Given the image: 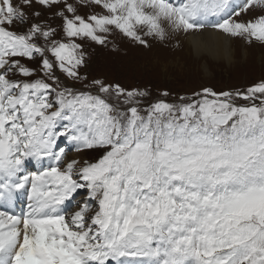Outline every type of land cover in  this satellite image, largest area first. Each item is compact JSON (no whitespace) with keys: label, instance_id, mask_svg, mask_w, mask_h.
Listing matches in <instances>:
<instances>
[{"label":"snow or ice","instance_id":"6c2138e0","mask_svg":"<svg viewBox=\"0 0 264 264\" xmlns=\"http://www.w3.org/2000/svg\"><path fill=\"white\" fill-rule=\"evenodd\" d=\"M209 28L264 44V0H0V264H264V80L171 103L57 74L86 81L87 42L116 30L149 47ZM61 138L102 155L65 162Z\"/></svg>","mask_w":264,"mask_h":264},{"label":"rangeland","instance_id":"374dc122","mask_svg":"<svg viewBox=\"0 0 264 264\" xmlns=\"http://www.w3.org/2000/svg\"><path fill=\"white\" fill-rule=\"evenodd\" d=\"M40 11L43 13L41 19L47 20L59 31L61 21L45 9ZM99 11L101 9L96 6L79 8V14L85 16ZM258 14L242 13L240 19L247 20ZM26 27L27 25H20L16 30L22 32ZM182 36L184 33L176 39L173 37L164 42L148 37L150 46L145 47L116 30L108 35L104 45L87 42V60L80 70L81 76H87L86 81H72L63 73L57 74L68 86L79 90L91 89V82L100 79L105 83L119 84L126 89H146L151 94L152 101L163 98L168 93L167 99L171 103H180L182 98L191 97L203 88L215 91L244 89L264 80V44L261 42L247 43L242 38H233V49L237 50L236 62L227 63L224 57L216 58L208 51L197 54L193 47L186 53ZM58 38L66 39L62 34ZM25 62L32 67H39L38 60ZM58 143L66 148L65 162L72 159L95 162L102 155V152L93 150L77 152L65 138H61ZM75 153L78 154L77 157L74 156ZM50 164L46 159L40 162L32 160L27 163V170L41 171ZM86 197L84 190L74 194L63 206L65 214L71 215L79 210ZM20 203L23 206L26 204L27 210L28 199ZM23 206H20L18 213L24 210Z\"/></svg>","mask_w":264,"mask_h":264},{"label":"bare ground","instance_id":"6f19581e","mask_svg":"<svg viewBox=\"0 0 264 264\" xmlns=\"http://www.w3.org/2000/svg\"><path fill=\"white\" fill-rule=\"evenodd\" d=\"M181 33L178 34V36ZM177 37H175L176 39ZM183 41V47L186 49V53L190 52L192 47L195 49L197 54L203 53L205 51H208L211 53V55L215 56L216 58L224 57L223 49L225 47L231 49L232 53V59L229 61L228 59H225L227 63H231L234 61L236 62L235 54L237 53V50L233 49V42L232 39H227L224 36H222L217 30L214 29H205L202 32L199 33H192L182 36ZM247 54V52H246ZM220 58V59H221ZM74 156H78V154H74ZM80 160V159H79ZM24 200L27 201V194H24L21 196L19 202L17 205L12 206L11 211L18 213L20 210V202ZM26 204H24L23 208L25 209ZM0 210H9L7 208H0Z\"/></svg>","mask_w":264,"mask_h":264}]
</instances>
